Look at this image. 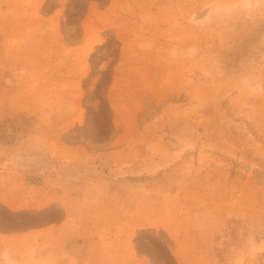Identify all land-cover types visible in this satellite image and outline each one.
I'll return each instance as SVG.
<instances>
[{
	"label": "rangeland",
	"instance_id": "374dc122",
	"mask_svg": "<svg viewBox=\"0 0 264 264\" xmlns=\"http://www.w3.org/2000/svg\"><path fill=\"white\" fill-rule=\"evenodd\" d=\"M0 264H264V0H0Z\"/></svg>",
	"mask_w": 264,
	"mask_h": 264
}]
</instances>
